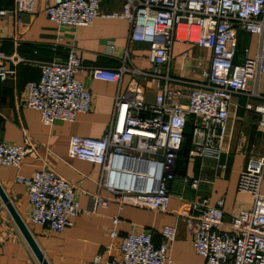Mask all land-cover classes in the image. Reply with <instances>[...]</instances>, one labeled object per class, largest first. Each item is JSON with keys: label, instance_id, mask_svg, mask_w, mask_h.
<instances>
[{"label": "built area", "instance_id": "2783aa9c", "mask_svg": "<svg viewBox=\"0 0 264 264\" xmlns=\"http://www.w3.org/2000/svg\"><path fill=\"white\" fill-rule=\"evenodd\" d=\"M35 0H13L9 13L20 34L23 14H32ZM100 0H50L47 19L61 34L88 27L99 15ZM8 11H0L4 16ZM105 17L126 20L130 41L148 46L150 69L131 64L127 52L115 69L92 68L91 80L119 84L124 74L132 75L126 95L117 96L110 125L101 138L72 136L67 154L101 168L100 187L113 194L106 199L93 194L85 209L95 214L111 203L119 212L124 208L165 213L170 202L169 185L178 181L175 166L182 146L189 142V158L211 160L224 172V144L228 109L233 96L249 101L245 112L256 116L264 131V0H122L120 12ZM257 37L251 56L247 48L239 55L238 33ZM69 38V37H68ZM174 42L196 46L210 53L208 70L199 80L171 78L161 68L171 59ZM112 48V46H110ZM111 50V49H110ZM65 60L32 61L16 54L0 53V81L15 79L19 64H33L39 79L25 84L23 108L38 112L42 126L56 122L72 123L92 108V94L78 75L86 67L71 36L64 46ZM11 65L7 68V65ZM148 80L158 91L152 102L144 100ZM250 100L254 102H250ZM193 124L189 138L185 128ZM37 144L23 132L21 145L0 141V167L20 168L28 155L37 156ZM264 154L252 157L238 176L236 193L251 200L248 208L234 210L228 222L224 200L213 204L202 197L190 202L185 223L192 235V248L204 264H264ZM25 187L31 225L61 233L72 228L83 212L74 184L45 166L31 177L18 176ZM181 186L197 191L202 180L181 177ZM117 217L111 220L110 242L119 241V257L104 264H171L170 245L175 226H164L156 244L151 233L120 236ZM91 264H103L97 256Z\"/></svg>", "mask_w": 264, "mask_h": 264}, {"label": "crops", "instance_id": "0c3cea01", "mask_svg": "<svg viewBox=\"0 0 264 264\" xmlns=\"http://www.w3.org/2000/svg\"><path fill=\"white\" fill-rule=\"evenodd\" d=\"M49 1H34L32 14H23L20 17L22 31L18 34L14 27L15 19L9 13L13 0H0V11H8L0 16V53L6 56L16 54L32 61H63L64 46L72 36L86 67L77 79L91 92L92 108L88 114L78 115L72 123L56 122L45 127L40 123L38 112L21 106L25 100V84L39 79L38 68L33 64H19L15 79L0 81V141L21 145L23 132H26L38 149V155L26 156L18 169L0 167L2 190L26 224L48 264H91L97 256L104 264L109 257H119V241L110 242L108 237L111 220L115 217L120 221V236L151 233L156 244L161 241L160 232L164 226H175L176 237L169 251L171 264H204V260L192 248V235L184 219L185 211L188 210L190 202L198 198H208L211 204L218 198H223L224 218L228 222L234 210L251 206L248 196L236 193L238 176L248 160L264 154V131L257 127L256 116L244 110V105L249 100L245 96H233L229 106L225 153L222 158L226 163L224 172L216 170L211 160L189 158L187 152L185 153V143L175 166L178 181L169 185L171 198L165 213L130 207L119 212L117 206L111 203L107 208H98L95 214H88L85 209L90 204L91 195L98 194L106 199L114 196L99 185L100 166L68 157L69 139L72 136L101 138L110 125L116 97L128 93L132 79V75L124 74L119 84L94 81L91 80V69L118 68L127 52L134 67L148 70L149 48L145 44L130 41L131 29L126 20L105 17L120 12L122 0H100V16L91 26L64 31L61 34L64 40L57 42V28L45 14ZM252 41L257 46L256 36L241 32L238 34L239 48L249 50L248 45ZM195 48L203 51L192 62L193 69L201 70V79L208 70L210 53L179 42L173 43L170 62L161 68L162 74L175 78L171 75V65L175 57L184 50L190 52ZM10 67L8 64L7 68ZM138 82L145 89L144 100L152 102L158 90L148 80L139 78ZM45 166L75 185L76 197L83 210L74 226L61 233L49 232L44 227L29 224L30 205L27 191L23 185L15 182L16 177H31ZM181 177H199L202 182L197 191H192L181 186ZM260 192L264 195V177ZM0 264H40L1 199Z\"/></svg>", "mask_w": 264, "mask_h": 264}, {"label": "rangeland", "instance_id": "374dc122", "mask_svg": "<svg viewBox=\"0 0 264 264\" xmlns=\"http://www.w3.org/2000/svg\"><path fill=\"white\" fill-rule=\"evenodd\" d=\"M249 51L251 56L256 52V43L252 41L249 45ZM185 51V50H184ZM182 51L179 55L175 57L174 62L171 65L172 69V76L179 79H191V80H198L200 78V69H193L192 62H194L200 54L203 53L202 50L193 49L190 52ZM243 48H239V53Z\"/></svg>", "mask_w": 264, "mask_h": 264}, {"label": "water", "instance_id": "95a60500", "mask_svg": "<svg viewBox=\"0 0 264 264\" xmlns=\"http://www.w3.org/2000/svg\"><path fill=\"white\" fill-rule=\"evenodd\" d=\"M0 199L6 209L8 210L13 222L17 226L19 232L23 236L24 240L26 241L27 245L31 249L34 256L37 258L38 262L40 264H48L46 259L44 258L40 248L36 244L35 240L33 239L29 229L27 228L24 221L21 219V217L17 214L16 210L14 209L12 203L10 202L9 198L6 196L4 191L2 190L0 186Z\"/></svg>", "mask_w": 264, "mask_h": 264}, {"label": "trees", "instance_id": "16d2710c", "mask_svg": "<svg viewBox=\"0 0 264 264\" xmlns=\"http://www.w3.org/2000/svg\"><path fill=\"white\" fill-rule=\"evenodd\" d=\"M240 33V32H239ZM238 33V34H239ZM241 33H243V32H241ZM192 127H193V124L191 123V124H188L187 126H186V128H185V135L189 138V135H190V133H191V131H192ZM189 142H187L186 143V150H185V153L187 152V154H188V150H189ZM184 146V145H183ZM182 146V147H183ZM182 149L183 148H181V150H180V153L182 152ZM179 153V154H180ZM179 154H178V156H179ZM178 159V158H177Z\"/></svg>", "mask_w": 264, "mask_h": 264}]
</instances>
